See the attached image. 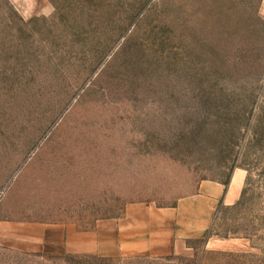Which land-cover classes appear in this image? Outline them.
<instances>
[{"label": "rangeland", "instance_id": "1", "mask_svg": "<svg viewBox=\"0 0 264 264\" xmlns=\"http://www.w3.org/2000/svg\"><path fill=\"white\" fill-rule=\"evenodd\" d=\"M0 0V264H264L260 0ZM247 172L212 244L165 260L46 252V225L94 230Z\"/></svg>", "mask_w": 264, "mask_h": 264}, {"label": "crops", "instance_id": "2", "mask_svg": "<svg viewBox=\"0 0 264 264\" xmlns=\"http://www.w3.org/2000/svg\"><path fill=\"white\" fill-rule=\"evenodd\" d=\"M24 17L49 14L52 7L45 0H11ZM264 22V0L257 8ZM247 172L232 171L225 181L203 180L197 192L183 197L173 207L137 203L125 208L122 218L100 221L91 231H80L72 224L46 225L42 249L69 255H95L103 258L142 256L165 260L188 244L205 241L212 244L210 231L221 208L234 207L242 198Z\"/></svg>", "mask_w": 264, "mask_h": 264}]
</instances>
